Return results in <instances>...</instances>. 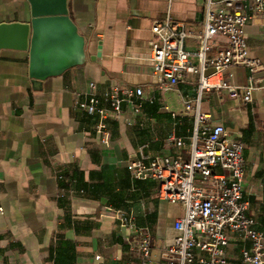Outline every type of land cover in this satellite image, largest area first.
Masks as SVG:
<instances>
[{
  "label": "crops",
  "instance_id": "0c3cea01",
  "mask_svg": "<svg viewBox=\"0 0 264 264\" xmlns=\"http://www.w3.org/2000/svg\"><path fill=\"white\" fill-rule=\"evenodd\" d=\"M67 6L85 39L81 62L34 83L29 51L4 49L0 56V259L4 264H139L127 241L130 230L114 217V210L122 209L149 225L150 258L163 260L162 248L179 234L175 221L183 207L159 197L158 181L134 177L128 159L137 157L143 144L149 152L190 157L188 145L166 143L172 134L192 133L194 113L185 101H197L198 74L186 72L169 89L161 85L150 59L152 23L171 17L200 33L205 0H67ZM31 17L30 0H0V22ZM245 33L249 57L261 63L252 101H243L241 89L236 96L226 89L204 90L200 108L211 125L245 143V199L264 230V18L252 19ZM217 44L226 45V39L218 37ZM198 46L195 37L187 40L189 50ZM248 76L245 65L225 73L239 86ZM92 81L103 106H109L103 94L115 85L144 88L140 112L125 103L123 115L109 119V144L100 140L97 115L79 105ZM249 244L238 235L227 248L230 261L237 263Z\"/></svg>",
  "mask_w": 264,
  "mask_h": 264
},
{
  "label": "built area",
  "instance_id": "2783aa9c",
  "mask_svg": "<svg viewBox=\"0 0 264 264\" xmlns=\"http://www.w3.org/2000/svg\"><path fill=\"white\" fill-rule=\"evenodd\" d=\"M255 17L264 18V0H205L200 33L192 32L185 22L171 17L152 23L150 59L161 85L166 89L175 87L186 72H195L198 97L195 103L185 101V108L194 113L191 135L172 134L166 143L177 147L188 145L190 157L149 152L148 144H143L138 148V156L128 159V169L134 177L158 181L159 197L183 207L182 215L175 221L179 234L173 243L162 248L165 259L160 261L150 258L154 245L149 225H140L135 215L125 210H114L115 219L130 230L127 241L140 258L139 264H264V230L258 219L249 214L245 199V143L231 137L224 127L211 125L209 114L200 108L204 90L226 89L236 96L241 89L243 101H252L255 72L261 63L249 57L245 26ZM220 36L226 39V45L217 44ZM191 37L199 41L196 51L187 48ZM213 50L215 54L209 55ZM194 56L197 64L193 62ZM237 65L249 69L246 85H235L225 78V73ZM97 88L96 82H90L87 99L79 101V105L97 115L100 140L109 144V119L121 117L125 103L134 113L140 112L144 88L111 87L103 94L109 106L101 105ZM148 99L154 101V97ZM172 115L177 116L174 112ZM238 235L250 244L243 246L240 259L232 263L227 248ZM0 264H4L1 259Z\"/></svg>",
  "mask_w": 264,
  "mask_h": 264
},
{
  "label": "water",
  "instance_id": "95a60500",
  "mask_svg": "<svg viewBox=\"0 0 264 264\" xmlns=\"http://www.w3.org/2000/svg\"><path fill=\"white\" fill-rule=\"evenodd\" d=\"M30 1V21L0 22V56L4 49L29 51L36 83L81 62L85 39L69 15L67 0Z\"/></svg>",
  "mask_w": 264,
  "mask_h": 264
}]
</instances>
